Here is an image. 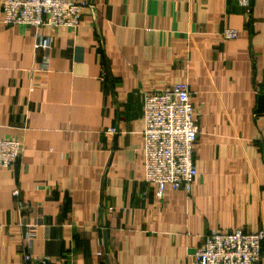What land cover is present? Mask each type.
Masks as SVG:
<instances>
[{
  "label": "crops",
  "instance_id": "0c3cea01",
  "mask_svg": "<svg viewBox=\"0 0 264 264\" xmlns=\"http://www.w3.org/2000/svg\"><path fill=\"white\" fill-rule=\"evenodd\" d=\"M87 1L75 30L0 23V136L24 145L0 174V264H196L212 230H264V0ZM178 83L198 177L160 197L143 94Z\"/></svg>",
  "mask_w": 264,
  "mask_h": 264
},
{
  "label": "built area",
  "instance_id": "2783aa9c",
  "mask_svg": "<svg viewBox=\"0 0 264 264\" xmlns=\"http://www.w3.org/2000/svg\"><path fill=\"white\" fill-rule=\"evenodd\" d=\"M250 11L251 0H238ZM0 23L35 28L77 29L87 0H0ZM239 32L227 28L222 35L235 39ZM49 46L48 40L37 42L36 50ZM145 129V181L157 188L161 197L167 187L190 192L198 177L195 153L199 129L188 83L173 84L164 91L143 94ZM264 147V141H262ZM24 145L15 138L0 136V174L21 158ZM18 192L15 191V194ZM34 225L27 228L29 242L35 236ZM264 230L231 232L212 230L206 234L194 254L196 264H262ZM31 255L24 264H36Z\"/></svg>",
  "mask_w": 264,
  "mask_h": 264
},
{
  "label": "water",
  "instance_id": "95a60500",
  "mask_svg": "<svg viewBox=\"0 0 264 264\" xmlns=\"http://www.w3.org/2000/svg\"><path fill=\"white\" fill-rule=\"evenodd\" d=\"M251 4V3H250Z\"/></svg>",
  "mask_w": 264,
  "mask_h": 264
}]
</instances>
